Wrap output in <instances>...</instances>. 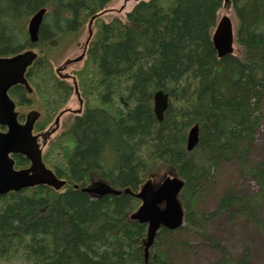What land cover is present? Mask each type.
<instances>
[{"label":"trees","instance_id":"trees-1","mask_svg":"<svg viewBox=\"0 0 264 264\" xmlns=\"http://www.w3.org/2000/svg\"><path fill=\"white\" fill-rule=\"evenodd\" d=\"M111 1L0 0V57L37 50L26 78L42 101L47 96L52 101L45 102L49 109L71 88L54 78L48 53ZM224 2L140 1L125 20L97 25L77 74L86 108L43 154L68 187L56 192L38 186L0 197V264H144L146 226L129 220L139 202L123 193L96 198L81 188L97 178L136 193L148 177L168 169L184 181L185 226L160 229L147 264L200 260L202 250L175 235L219 216L246 220L264 236V160L250 159L263 121L264 0L226 1L237 21L238 54L218 59L211 35ZM42 8L52 14L31 45L23 23ZM156 91L169 96L162 122L152 109ZM9 95L18 107L31 103L21 86ZM195 124L199 141L187 152L186 133ZM46 125L38 124L37 132ZM13 158L16 168L28 167L24 157ZM229 163L256 184L257 192L243 195L229 186L215 211L201 215L199 199ZM198 233L219 255L211 264H250L249 252L232 259L205 231Z\"/></svg>","mask_w":264,"mask_h":264},{"label":"water","instance_id":"water-1","mask_svg":"<svg viewBox=\"0 0 264 264\" xmlns=\"http://www.w3.org/2000/svg\"><path fill=\"white\" fill-rule=\"evenodd\" d=\"M45 13V9H40L28 21L27 35L31 44L38 42V33ZM212 44L218 58L233 54V31L227 17L220 19L212 35ZM35 59L36 54L32 51L10 58H0V197L35 186H47L60 190L66 184L48 170L42 162L41 149L38 144L40 135L33 136L32 134L39 114L31 111L26 115L24 124H20L17 119L18 114L14 112L15 104L8 96V91L16 85L23 86L28 93H31L24 74ZM79 60L81 57L76 61ZM168 99V95L162 91L153 95V113L158 122L163 120L168 108ZM4 127L7 128L6 133L1 132V128ZM198 131L197 125L188 131L187 152L196 147ZM14 154L25 157L30 162V166L27 169L16 171L14 161L10 157ZM182 187L183 182L180 179L167 177L158 185L147 181L140 191L133 195L134 198L142 201V205L130 216V219L147 225V237L144 244L145 262L156 232L161 227L175 231L182 225L184 213L178 201ZM77 188V186L74 187V189ZM81 192L99 197L120 194L119 191L113 190L104 183L81 188ZM124 193H128V190Z\"/></svg>","mask_w":264,"mask_h":264},{"label":"rangeland","instance_id":"rangeland-1","mask_svg":"<svg viewBox=\"0 0 264 264\" xmlns=\"http://www.w3.org/2000/svg\"><path fill=\"white\" fill-rule=\"evenodd\" d=\"M139 1L140 0H112L108 6L102 8L106 10V14L101 17V21L99 20L94 24L92 30L95 33L97 25L108 23L114 18L125 20V15L129 13ZM49 11V14H51L52 11ZM223 16H228L230 18L235 31L237 28V22L230 6L223 4L220 7L217 12V20ZM89 19L90 18L85 20L80 32L76 36H68L65 40L59 42L56 47L50 50L48 53V58L50 59L49 61L52 72L57 70L58 73L60 72L62 75H70L74 77L75 75H73V73L80 71L82 66H85L86 61H83L80 63L71 64L67 68H64L66 61L74 60L81 55L85 41L89 35L87 28ZM27 21L28 19L23 23L24 31L26 29ZM234 54H238V47L236 44H234ZM65 83L72 86L71 78H69ZM81 97L83 102L85 101L86 107L87 101L82 95ZM29 98L31 102L30 105L28 107H19L17 108V111L23 116H25L30 110H36L40 112L43 111V117L45 114L44 118L46 119L45 124H50L49 126H52V128L48 131H52L54 127V119L60 111L65 109L72 111L71 114H65L62 116L59 129L46 140L47 144L43 147V152L45 153L50 148L49 143L53 141L58 135H60L68 125H70L74 118L73 112H77L80 108V105L72 91L66 102L63 103L55 112L46 111L45 113V109L42 106L43 98L39 93L31 95ZM43 142L44 139H41V143ZM250 159L252 162L264 160V102L263 121L252 146ZM163 175L164 177L168 175H174V171L172 169L160 171L157 173V178L154 180V182H158ZM92 181L98 182L99 180L94 178ZM229 186L236 191L241 192L243 195H253L258 190L254 182L248 179L246 180L240 176L235 163L222 165L220 174L214 177L213 183L207 185L205 192L199 199L197 204L198 213L207 216L208 214L214 212L217 206L218 197L224 193ZM262 217L264 220V211ZM198 231H205L210 237L218 241L226 250L230 258L238 259L246 252H249L250 264H264V236L256 231L246 220L229 221L227 217L219 216L215 221L198 227L194 232L189 230L177 231L175 235L176 240H183L185 242H189L191 245H194L197 249L200 248L202 252L199 256L200 260L198 261H201V264L202 261H210V263L207 264H211L213 261L219 259V255L216 251H210V249H208V244L200 237ZM198 261H193L192 259L190 264H196Z\"/></svg>","mask_w":264,"mask_h":264},{"label":"flooded vegetation","instance_id":"flooded-vegetation-1","mask_svg":"<svg viewBox=\"0 0 264 264\" xmlns=\"http://www.w3.org/2000/svg\"><path fill=\"white\" fill-rule=\"evenodd\" d=\"M105 14H106V12H105ZM104 15V14H103ZM102 15V16H103ZM94 16V15H93ZM102 16H99V17H96V19H93L91 22H90V24L91 25H94L96 22H98V20H100V18L102 17ZM93 18V17H92ZM89 24V23H88ZM60 79H61V77H59ZM50 102H52L51 100H50ZM65 102H66V100H65ZM67 113H70V112H68V109H66L65 111H63L62 113H60L59 114V116L57 117V121H56V118L54 119V123H55V121H56V123H58L59 124V126H60V120H61V118H62V116L63 115H65V114H67ZM74 115V117L76 118V116H75V114H73ZM74 118V119H75Z\"/></svg>","mask_w":264,"mask_h":264},{"label":"bare ground","instance_id":"bare-ground-1","mask_svg":"<svg viewBox=\"0 0 264 264\" xmlns=\"http://www.w3.org/2000/svg\"><path fill=\"white\" fill-rule=\"evenodd\" d=\"M96 19V18H95ZM213 45V44H212ZM217 55V54H216ZM230 56V55H229ZM218 58V57H217ZM218 59H221V58H218Z\"/></svg>","mask_w":264,"mask_h":264}]
</instances>
